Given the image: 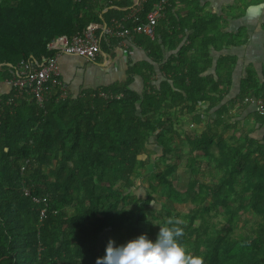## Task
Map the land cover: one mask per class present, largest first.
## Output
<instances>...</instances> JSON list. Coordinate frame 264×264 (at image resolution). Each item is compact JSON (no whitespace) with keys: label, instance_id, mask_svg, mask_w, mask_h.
<instances>
[{"label":"trees","instance_id":"1","mask_svg":"<svg viewBox=\"0 0 264 264\" xmlns=\"http://www.w3.org/2000/svg\"><path fill=\"white\" fill-rule=\"evenodd\" d=\"M97 1L0 0V83L21 61L52 58L50 42L100 29L131 6L109 0L101 14L93 10ZM156 1L145 4L138 22ZM187 2L185 15L173 17ZM197 10L190 0H171L168 24L155 38L136 36L144 59L128 63L124 81L99 87L121 94L118 100L98 98V86L64 99L45 95L41 107L31 96L15 98L13 87L0 97V264H95L110 239L150 238L177 217L178 241L203 264H264V140L228 111L236 100L262 96L264 72L260 80L248 67L244 79L232 81L234 62L213 61L210 48L245 40ZM99 40L113 58L116 40ZM184 115L201 125L200 134L180 131ZM174 151L186 157L185 189L168 179ZM151 155L165 167L154 164L144 175ZM138 188L143 197L134 194ZM158 196L167 202L164 216L147 213ZM189 201L194 207L185 215L169 205Z\"/></svg>","mask_w":264,"mask_h":264},{"label":"crops","instance_id":"2","mask_svg":"<svg viewBox=\"0 0 264 264\" xmlns=\"http://www.w3.org/2000/svg\"><path fill=\"white\" fill-rule=\"evenodd\" d=\"M190 1H192V5L198 7L197 11L202 15H216L221 18V23L223 24L222 32L229 35L240 33L245 40V43L241 45L224 46L220 51L210 48L212 60L214 61L224 56L228 62H234L232 81L238 83L241 78L244 79L248 67H253L261 80L262 72H264V0ZM96 5L93 9L94 12L101 14L109 6L104 0L97 1ZM130 5L132 6V0H130ZM187 11L188 2L185 8L175 7L172 15L176 17L178 14L182 17ZM163 22L168 24L167 13ZM127 23L131 22L127 21L125 25ZM116 42V45L113 46L114 57L105 55L96 64L88 63L85 59L73 56H61L59 58L58 65L61 79L66 84L69 93L75 96L79 95L83 89H93L96 86H108L115 82L124 81L128 63L133 65L144 59L146 52L136 36H134L132 41L122 40ZM96 69H100V71ZM161 74V76H157L165 78V75ZM237 83H234V86H237ZM9 92V85L6 82L0 83V97ZM230 92L235 93V87H231ZM204 106L207 107V104ZM228 111L234 116H237L238 113L241 114L237 118L242 120L244 130H252L251 134L254 138L260 141L264 140V123H257L253 118V113L256 111L254 104L244 102V100H236L234 107L229 108Z\"/></svg>","mask_w":264,"mask_h":264},{"label":"built area","instance_id":"3","mask_svg":"<svg viewBox=\"0 0 264 264\" xmlns=\"http://www.w3.org/2000/svg\"><path fill=\"white\" fill-rule=\"evenodd\" d=\"M76 3H91L96 0H73ZM108 5L109 0H104ZM149 0H132V6L122 19H111L108 25L100 29L89 27L82 35L76 34L72 37H60L57 41L49 43V49L54 51V55L48 61L37 63L34 60L21 61L16 67L11 69V77L6 80L9 87L15 88L16 96H31L41 107L45 95L66 98L67 87L60 79V69L58 60L61 56H74L88 60L91 63L97 62L101 55L100 40L104 36L116 41H132L134 36L140 35L153 40L156 36V29L160 23L166 19L167 8L171 0H158L151 10L145 14L144 20H138L144 11V6ZM130 21L131 27H126L125 23ZM100 30V37L97 31ZM156 79V77H155ZM98 98L105 101L120 99L121 94L114 95L111 91L103 92L98 90ZM244 102L252 103L259 116L264 117V91L261 97L245 98Z\"/></svg>","mask_w":264,"mask_h":264},{"label":"clouds","instance_id":"4","mask_svg":"<svg viewBox=\"0 0 264 264\" xmlns=\"http://www.w3.org/2000/svg\"><path fill=\"white\" fill-rule=\"evenodd\" d=\"M103 56L105 54L101 51L97 62L91 64L98 63ZM99 89L101 88L98 87ZM85 90L94 89H83L82 91ZM205 104L202 105L201 111L206 109ZM175 223L179 224V221ZM168 224H173V221L168 220ZM182 234V229L179 227L160 226L155 240L150 239L147 234H140L134 239L117 245L114 240L110 239L105 247V254L98 257L95 264H203L201 257L189 253L178 241L177 238Z\"/></svg>","mask_w":264,"mask_h":264},{"label":"rangeland","instance_id":"5","mask_svg":"<svg viewBox=\"0 0 264 264\" xmlns=\"http://www.w3.org/2000/svg\"><path fill=\"white\" fill-rule=\"evenodd\" d=\"M96 70L100 71V69H96ZM63 84L66 86L65 83H63ZM201 124H203V123H201ZM179 127L181 128V129L179 128L180 131L181 130L184 131V133L188 134L189 136L198 135V134H200V131H201V125L196 126L194 124V122L189 118L188 115H184V116L180 117ZM243 129H244V127H243ZM228 137H229V133L224 134L225 139H227ZM150 153H151L150 151H148V153L146 152L143 156V159H145L146 156L149 155ZM155 158H156L155 156L151 155V160H150L151 166L148 167V169L145 171L144 175L149 174L152 171V169H154V164H155V168L158 171H160V172L163 171L166 163L162 164L159 160H157V158L156 159ZM185 159H186V157L183 154L178 155V152H175V151L169 157L170 165L175 166L176 169L169 174L168 179H171V178L175 179L177 187H180V189H185L186 184H187L188 173L186 170H184L185 169V162H186ZM200 182L203 183V180H200ZM144 185L147 186L146 181H144ZM134 194L138 195L139 197L144 196L141 188L134 190ZM166 203L167 202L162 197H160V196L156 197L154 202L151 203L147 213L148 212L150 213L152 211L153 213H155L157 215L160 214L161 216H164L165 213H163L161 211V209H162V204H166ZM205 204H206V202H202L200 204V206L203 207ZM169 205L172 209H174L180 215L181 214L185 215V214L189 213L190 210L194 207V204H192V201L187 202L185 205H172V204H169ZM177 220L179 221V224H181V222H182L181 218L177 217ZM248 220H251V219L249 218ZM179 224H174L173 227H177V225H179ZM166 227H168V225ZM158 232H159V229H158ZM158 232H157V234H158ZM156 235L150 237V239L155 240Z\"/></svg>","mask_w":264,"mask_h":264}]
</instances>
